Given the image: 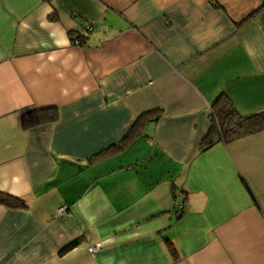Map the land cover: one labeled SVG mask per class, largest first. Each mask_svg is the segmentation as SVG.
I'll use <instances>...</instances> for the list:
<instances>
[{"label":"crops","instance_id":"1","mask_svg":"<svg viewBox=\"0 0 264 264\" xmlns=\"http://www.w3.org/2000/svg\"><path fill=\"white\" fill-rule=\"evenodd\" d=\"M221 92L264 108V0H0V264H264V129L203 149Z\"/></svg>","mask_w":264,"mask_h":264},{"label":"trees","instance_id":"2","mask_svg":"<svg viewBox=\"0 0 264 264\" xmlns=\"http://www.w3.org/2000/svg\"><path fill=\"white\" fill-rule=\"evenodd\" d=\"M76 36L78 42L81 43V38L78 35ZM73 38L75 37L72 35V39ZM160 112L161 110L159 108H154L145 110L139 114L123 138L118 143L112 144V146L106 150L108 151L113 148H123L126 143L130 142L134 138V135L139 132V129L143 127L146 121H149L153 115L154 118H157ZM57 116V110L54 107L31 108L23 112L21 124L23 127H28L35 124L52 122L57 119ZM210 116L211 124L209 132L203 141V149L209 147L217 141L229 142L245 135L257 133L264 129V108L247 115H242L235 107L232 99L225 92L219 93V95H217L212 101ZM102 151L90 158L92 159L96 157V155H100ZM0 204L12 208L27 206L24 198L3 190H0ZM79 241L80 238H76L71 241L67 246H65V248H63V251L76 245ZM166 241L168 242V245L171 246L172 252H174V247L170 240Z\"/></svg>","mask_w":264,"mask_h":264},{"label":"built area","instance_id":"3","mask_svg":"<svg viewBox=\"0 0 264 264\" xmlns=\"http://www.w3.org/2000/svg\"><path fill=\"white\" fill-rule=\"evenodd\" d=\"M85 29H87V30H89V29H91V26L89 25V24H86L85 25ZM75 38H73V41L75 42V43H78V39H77V36L76 35H73ZM99 247V244H96L95 246H93L92 248L93 249H96V248H98Z\"/></svg>","mask_w":264,"mask_h":264}]
</instances>
